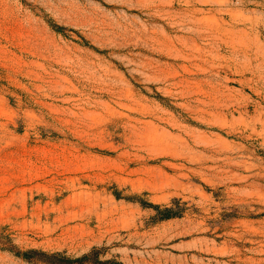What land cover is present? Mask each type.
I'll return each mask as SVG.
<instances>
[{
    "label": "rangeland",
    "instance_id": "1",
    "mask_svg": "<svg viewBox=\"0 0 264 264\" xmlns=\"http://www.w3.org/2000/svg\"><path fill=\"white\" fill-rule=\"evenodd\" d=\"M94 249L264 264V0H0V264Z\"/></svg>",
    "mask_w": 264,
    "mask_h": 264
},
{
    "label": "trees",
    "instance_id": "2",
    "mask_svg": "<svg viewBox=\"0 0 264 264\" xmlns=\"http://www.w3.org/2000/svg\"><path fill=\"white\" fill-rule=\"evenodd\" d=\"M118 196L119 195H116L117 198H119ZM146 206L154 209L156 213L161 216L162 221L170 220L178 216L171 208L162 209L160 206H154L151 204L146 205V203H142V207L145 208ZM15 255L24 260L35 261L40 264H123L115 258L110 260H102L101 252L98 249H94L90 253L75 259L68 257L66 253L48 254L38 251H26L23 253L18 252Z\"/></svg>",
    "mask_w": 264,
    "mask_h": 264
}]
</instances>
